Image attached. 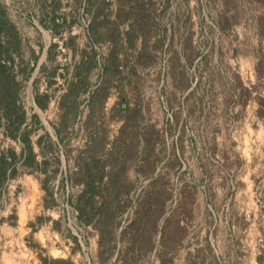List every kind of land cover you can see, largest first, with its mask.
Here are the masks:
<instances>
[{
  "label": "rangeland",
  "instance_id": "rangeland-1",
  "mask_svg": "<svg viewBox=\"0 0 264 264\" xmlns=\"http://www.w3.org/2000/svg\"><path fill=\"white\" fill-rule=\"evenodd\" d=\"M0 60V264H264V0H0Z\"/></svg>",
  "mask_w": 264,
  "mask_h": 264
},
{
  "label": "trees",
  "instance_id": "trees-1",
  "mask_svg": "<svg viewBox=\"0 0 264 264\" xmlns=\"http://www.w3.org/2000/svg\"><path fill=\"white\" fill-rule=\"evenodd\" d=\"M8 76L7 63L0 60V124L4 121L9 124L11 123V114L16 107V101L13 99L12 93L9 92L11 83L14 80L12 79L11 81ZM10 136L11 138L20 139V141L26 144L25 146L27 148H32L29 142L30 140L24 137L23 134H20V126L17 127V133H12ZM7 152L8 155L13 156L12 158L16 157L14 150L9 149ZM2 155L3 156L0 157V184H3L7 177V156L4 153Z\"/></svg>",
  "mask_w": 264,
  "mask_h": 264
}]
</instances>
